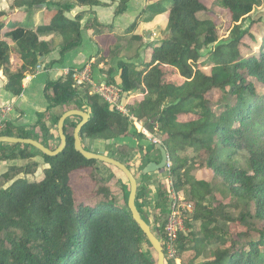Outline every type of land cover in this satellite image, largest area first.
I'll return each instance as SVG.
<instances>
[{"label":"trees","instance_id":"trees-1","mask_svg":"<svg viewBox=\"0 0 264 264\" xmlns=\"http://www.w3.org/2000/svg\"><path fill=\"white\" fill-rule=\"evenodd\" d=\"M6 1L12 9L0 10V75L4 88L19 96L23 92L22 80L36 72L41 56H56L47 69L81 45L80 21L84 12L72 18L66 14L75 6H96L101 2H52L54 8L45 23L27 26L15 13L30 14L43 4L47 10L52 5L49 0ZM128 2L117 0L115 14L124 13ZM158 2L163 7L156 6V11L166 14V27L158 41L145 45L146 57L139 67L131 59L139 54L141 35L127 38V31L119 33L112 26H107V32L95 18L83 25L99 41L92 66L109 65L105 72L107 83H115L111 76L114 68L108 61L127 59L117 61V85L122 93H132L124 105L127 114L102 101L87 82L77 85L72 77L74 71L69 70L45 82L47 107L36 115L34 125L3 120L0 135L33 138L54 149V134L59 142L57 130L51 132L46 120L56 125L60 115L69 109L90 112L80 129L82 142L142 138L130 116L144 120L150 129L156 124L161 145L171 161L174 189L182 190L192 205L191 223H185L189 230L186 234L179 231L174 243L181 264L186 251L193 252L191 264L199 257L202 259L197 264H264V22L251 19L243 26L261 0H213L209 6L204 0ZM217 10L228 16L229 37L209 48L220 37ZM136 26V22L130 24V28ZM202 50L206 53L202 54ZM174 71L179 76L175 79ZM213 91L223 94L220 104L208 98ZM55 108L60 111L52 112ZM71 119H66L64 125L66 146L54 156L26 144L0 143V161L31 160L30 164L12 165L1 174L11 182L0 187V264H155L156 260L151 261L145 251L144 242H149L127 208V196L123 205L112 196L107 183L115 174L110 171L105 177L97 166L100 161L86 159L74 149L73 131L78 121ZM154 145L145 150V156ZM107 148H113L112 157L125 156L132 147L117 144ZM188 150L189 156L181 154ZM37 154L47 164L41 179L11 180L9 172L35 173L38 162L33 157ZM238 155L244 158V165L238 162ZM152 160L158 161L147 157L140 171ZM194 170L211 175L212 182L221 181L245 200L247 210L231 214L218 200L207 203L206 197L214 195L213 184L192 175ZM81 172H86L92 182L88 201L74 196L72 176ZM140 176L146 180L149 174ZM125 186L129 190V184ZM141 196L138 186L135 203L143 214L138 200ZM154 198L153 209L167 212L165 188L158 187ZM220 220L232 224V229L224 230L218 225ZM157 229L160 239L165 237L163 225Z\"/></svg>","mask_w":264,"mask_h":264},{"label":"crops","instance_id":"crops-1","mask_svg":"<svg viewBox=\"0 0 264 264\" xmlns=\"http://www.w3.org/2000/svg\"><path fill=\"white\" fill-rule=\"evenodd\" d=\"M70 0H49L52 4L46 10L44 6L40 8V22L38 20V9H32V12L28 14V12H16L15 15L17 18L20 19L22 23L25 25H40L47 21L48 12L54 8V2H67ZM101 2L100 5L96 6H75L74 9L66 14L67 17L72 18L77 12L83 11L84 14L81 18V36H82V43L79 47L66 52L60 62L53 63L49 68L46 69V65H49V62L52 58L56 56H44L42 58V63L36 70L34 74L27 75L22 80L23 92L19 96H14L10 92H8L4 88V78L0 75V119L8 120L15 125H24L30 126L34 125L36 122V115L39 112H42L46 109L47 103L43 95V87L45 82L48 79L54 80L59 78L60 76L67 73L69 70H81L84 66L89 65L90 67V75L93 80V83L99 82H107L106 75L105 78H101L102 74L99 72V69L103 66V64L98 66H92L94 61V55L98 52V42L96 35L93 34V31L87 30L83 28L84 23L86 20L95 18L101 24H104V30L109 31L110 29L107 26H112L115 31L122 33L126 32L127 38L132 36L133 34H139L142 36V46L139 49V54L137 57H133L131 62L135 63L136 65L141 63L143 60V49L145 45L149 42L158 41L160 38L161 32L166 27L167 17L165 13H157V7L154 6L152 13H150L151 5L156 2V0H129L127 3L126 11L122 14H115L114 9L117 5V0H99ZM5 4L9 8V4L4 1ZM53 2V3H52ZM10 9V8H9ZM3 10V9H2ZM11 10V9H10ZM37 10V11H36ZM9 11V10H7ZM44 11L46 13L44 14ZM160 18L163 20L162 24H160ZM109 22H113V25H109ZM133 22L137 23L135 29L130 28V24ZM115 25V26H114ZM158 31V34H155L154 31ZM127 60L126 58L120 57L109 60V64L114 68L113 73L111 76L114 78L115 83L118 84L119 80V70L117 71V61ZM139 62V63H138ZM100 67V68H99ZM113 74V75H112ZM42 92V96H41ZM126 99V98H125ZM84 110V109H83ZM73 119V118H72ZM79 121V120H77ZM38 132V129H35ZM51 132H53L51 128ZM133 138V137H132ZM55 137H53V140ZM135 144L138 146H142V141L146 144L145 139H141L140 141H136V139H131L130 137L126 138H113L107 140H96L92 141L89 139H85L82 144L83 146L93 152H98L101 154L108 155L110 150L113 148H107L108 145H119V144H127L128 146L132 147ZM89 144V146L87 145ZM144 144V145H145ZM104 151H101L100 148ZM137 148V147H136ZM135 148V149H136ZM141 149H137L136 151H140ZM146 150V149H145ZM134 152V151H132ZM143 153L142 151H140ZM14 160H5L0 162H14ZM40 160H37V162ZM128 165H132V163L126 162ZM136 164V163H135ZM131 168V167H130ZM133 170V168H132ZM112 172L114 170L112 169ZM155 173V172H154ZM151 173L147 177L149 179ZM157 187L149 186L146 190H142L144 194H148L150 199H154L156 194Z\"/></svg>","mask_w":264,"mask_h":264},{"label":"rangeland","instance_id":"rangeland-1","mask_svg":"<svg viewBox=\"0 0 264 264\" xmlns=\"http://www.w3.org/2000/svg\"><path fill=\"white\" fill-rule=\"evenodd\" d=\"M6 0H0V10L3 9V11H7L12 9L10 6L8 8V6L5 4ZM205 3L209 6L213 0H204ZM18 2V1H17ZM6 3H9L8 1H6ZM154 6H159V7H163V5L161 3H153V6L150 7V13H152ZM43 9V8H42ZM40 8L38 9V20L40 22ZM31 13V11H30ZM46 13V11H44V14ZM216 20H217V24L220 27V33H219V38L218 40L211 44L209 46V48H212L213 46H215L217 43L221 42L222 40H227L229 37V32L227 30V28L230 26V22L228 20V16L225 14H222L221 11H216ZM255 20L258 22H264V0H261L260 4L257 6H254L252 12L250 13V15L248 16V18L245 19V21L243 22V26H247L249 24V20ZM163 20L160 18L159 22L160 24H162ZM113 22H109V25H113ZM115 26V25H114ZM254 31H255V27H254ZM9 43L11 44L12 41L9 40ZM97 42H99L97 40ZM134 52V56L136 54L135 51L131 50V53ZM145 50L142 52L143 54V58L146 57V52ZM206 53V50H202V54ZM109 63V62H108ZM139 63V62H138ZM101 65V64H100ZM102 66V65H101ZM108 64L106 66H103V69H99V72L102 74L101 78H105V72L108 68ZM138 67L140 66V63L137 65ZM100 68V67H99ZM113 75V74H112ZM173 78H177L179 77L177 75V73L174 71L172 73ZM253 81L255 79L251 78ZM90 85V90L93 92L92 89V85L90 83H88ZM112 85H115L114 83H109ZM132 93L128 94L126 96L125 99V103L127 101V98L131 95ZM41 96H42V92H41ZM43 97V96H42ZM123 97V93L121 98ZM208 98L212 101L213 104H220L222 98H223V94L219 91H213L208 95ZM124 103V105H125ZM60 109L59 108H55L54 110H52V112L57 113L59 112ZM122 112H126V109L123 106V110ZM73 119H71V121H77L79 120L78 117H72ZM137 120L136 125L138 126H143L146 129V134L141 133L143 135L142 138H138L136 136H131V139H136V141H140L141 139H145L146 144L142 141L143 145L142 146H138L137 144H135V142L132 140L131 142H134V145L132 146L131 150L125 151V156L122 155H118V154H114L115 156H112L118 160H125L128 163H132V165L129 164V168L132 170V172L135 174L136 179H137V183L139 188H141L142 190H146L147 187H149L150 185L153 187H162L165 188L167 195H168V200H167V208L169 209L170 204L173 202V198H176L177 200V206H181L180 210L182 211L183 217H182V225H183V230L182 232L184 234H186V232L189 230V228L185 225L186 221L188 223H191V211L188 209V201L185 198V195L183 193L182 190H178L176 191L174 189V181H175V176L171 173L170 171V166H171V161L170 158H168V165L166 167H164L162 170L160 171H155V173H151L149 179L146 180H142V177L140 176V166L142 165V162H146L147 157L148 158H155L159 160V151L154 147V148H150L149 149V153L147 156H145V149H148L150 147V145L152 144V141L150 138H155L157 140V143L162 144L161 141V134L157 129V125L154 124L153 127L150 129L147 126V122H145L144 120ZM46 124H49L53 130V133H55L56 131V125H51L49 120H46ZM53 126V127H52ZM134 126V125H133ZM134 126L135 130L136 128H138ZM42 135V132L40 131V136ZM55 139L53 140V142L55 144H59L58 140H57V136L54 134ZM133 137V138H132ZM145 144V145H144ZM89 146V144H87ZM137 147V148H136ZM100 148V147H99ZM136 148V149H135ZM141 149L140 151H144L143 153H141L140 151H136L137 149ZM35 149V148H34ZM37 150V149H36ZM101 151H104L100 148ZM38 151V150H37ZM134 151V152H132ZM183 155H187L189 156L190 151H185L183 153H181ZM108 156H111L110 152L108 153ZM238 157V162H240L241 164L244 165V158L240 155L237 156ZM33 160L38 161V167L37 170L35 171V173L33 174H23V173H18V174H13V172H9V175L12 176L11 180H14L16 178L19 177H23L26 179H41L42 176V170L43 168L47 167V164L43 161L42 157L40 155H36L33 157ZM31 160H27V159H15L14 162H0V187H6L11 181H5V179L1 176V174L5 171H7L10 166L12 165H25V164H30ZM136 163V164H135ZM97 166L99 168L100 171L103 172V175L105 177H108L110 174V171L112 172V169L114 170V176L112 178H110L109 182L107 183L109 185V188L111 189L112 192V196L114 197V200L118 201L119 204L123 205L125 204V195H128V188L125 186V184L128 183L126 177L123 175V173L121 171H119L117 168L113 167V166H107L101 162L97 163ZM191 174L194 175L195 177H197L198 179H204L207 182L211 183V185L213 186V194L214 195H210L206 197V202H212L213 200H218L220 201L222 207L224 208L225 211L230 212L231 214H238L241 211H245L247 210V206L245 205V200L235 196L227 187H225L223 185V183L219 180H215L214 182H212V176L209 174L204 173V171H199V170H194L191 171ZM72 183H73V191H74V196L77 200H83V201H88L87 199L91 196V188H92V182L90 181V179L87 176L86 172H81V173H76L73 174L72 176ZM175 196V197H174ZM180 197V199H179ZM155 199V198H154ZM154 199H150L148 194H144V192H142V196L141 198H139V202H142V210L144 212V215L146 217V220L149 222L150 227L152 229V231L155 233L156 231H158V227L163 225L164 222H166V217L168 212H164V213H160L159 211L153 209V205H154ZM180 211V212H181ZM156 218H158V220H156ZM193 224V222H192ZM218 225H220L224 230H231L232 229V224L227 223L226 221H222L220 220ZM144 247H145V251L147 252V255L149 256L151 261H155L156 260V253L155 251L150 247L149 244H147L146 242H144ZM193 255L192 251H186L183 253L182 255V259L184 261V264H191L190 263V259L191 256ZM202 257L197 258L193 264H197L201 261ZM169 261V260H168ZM177 264H181V258L178 259ZM176 264V262H175Z\"/></svg>","mask_w":264,"mask_h":264},{"label":"water","instance_id":"water-1","mask_svg":"<svg viewBox=\"0 0 264 264\" xmlns=\"http://www.w3.org/2000/svg\"><path fill=\"white\" fill-rule=\"evenodd\" d=\"M45 6V4H43ZM155 34H158V31H154ZM59 49V47H56V51ZM41 56V60H42ZM128 95L127 92H123L122 97V104L125 103V98ZM112 108V106H111ZM70 117H78L79 121L77 122L74 131H73V139H74V149L78 151L83 157L86 159H93L100 161L105 164H109L115 168H117L119 171L123 173V175L126 177L128 184H129V192L127 195V208L131 214L132 219L136 222L140 230L144 233L145 237L147 238V241L149 242L150 246L156 253V263L155 264H165V257L163 252V246L160 239V234L158 231H156V234L152 231L149 222L146 220V217L144 213L142 214L135 203L136 194H137V179L135 174L132 172V170L126 165L124 162H121L120 160L113 158L111 156H108L106 154H101L98 152H93L88 149H86L82 141L80 139V129L81 127L87 123L90 112L88 109H69L64 111L60 117L58 118L57 124H56V130L59 138V144L54 148L50 149L40 143L39 141L33 139V138H22V137H14V136H6V135H0V143H10V144H26L30 145L33 148L37 149L41 153L48 155V156H54L61 152L65 146H66V136L64 133V125L66 119ZM154 147L159 151L160 158L158 161H149L147 162L143 168L141 169L140 173L142 175L150 174L155 171L162 170L168 161V153L166 152L165 148L160 144L156 143Z\"/></svg>","mask_w":264,"mask_h":264},{"label":"built area","instance_id":"built-area-1","mask_svg":"<svg viewBox=\"0 0 264 264\" xmlns=\"http://www.w3.org/2000/svg\"><path fill=\"white\" fill-rule=\"evenodd\" d=\"M72 77L77 85L86 82L90 83L92 85L93 92L98 94L102 101L112 106V108H115L118 111L122 112L124 104H122V98H121L122 91L118 85L116 84L112 85L107 82L93 83V80L90 75L89 65L84 66L81 70H74ZM123 113L127 114V111ZM130 118L133 121V125L137 127L138 125H136L137 123L136 118L132 116H130ZM2 128H3V119H0V131L2 130ZM136 130L143 134L144 133L146 134L147 132L143 126H138ZM150 139L152 141V144L157 143V140L155 138L152 137ZM167 165H168V161L166 166ZM187 205H188V209L192 211L191 203H188ZM169 207L170 208L167 209V212L169 210V213L167 214L166 222H164L163 224V231L165 237L162 238L161 236V242L162 245H164L166 251L165 264L168 262V260L175 261L177 264L179 258L176 255V247L174 243L177 238L178 232L183 230V225H182L183 214L182 211L180 210L181 206L180 207L177 206L176 198H173V202L170 204Z\"/></svg>","mask_w":264,"mask_h":264}]
</instances>
